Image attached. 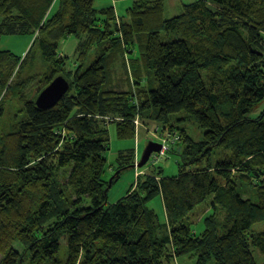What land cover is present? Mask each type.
I'll list each match as a JSON object with an SVG mask.
<instances>
[{"label": "trees", "instance_id": "1", "mask_svg": "<svg viewBox=\"0 0 264 264\" xmlns=\"http://www.w3.org/2000/svg\"><path fill=\"white\" fill-rule=\"evenodd\" d=\"M94 3L0 0V45L29 36L25 58L37 47L51 63L62 41H80L73 72L61 61L44 76L48 86L62 74L68 92L45 109L23 97L0 138V264H172L188 256L195 264H257L253 249L264 258V227L253 229L264 224V110L249 114L264 102V0H199L169 19L164 0H138L120 24L113 7ZM117 50L133 83L126 91L110 88ZM132 53L142 64L131 69ZM19 61L0 49L2 103V94L20 88L6 89ZM181 112L202 131L198 141L172 124ZM146 120L171 137L156 163L177 157V174L164 177L158 167L160 180L137 176L125 197L108 204L110 187L138 160L134 146L119 151L110 165L116 173L103 178L108 125L118 140L134 142ZM248 188L254 195L244 197ZM157 196L165 222L149 208ZM208 200L213 214L195 234L190 214Z\"/></svg>", "mask_w": 264, "mask_h": 264}, {"label": "rangeland", "instance_id": "2", "mask_svg": "<svg viewBox=\"0 0 264 264\" xmlns=\"http://www.w3.org/2000/svg\"><path fill=\"white\" fill-rule=\"evenodd\" d=\"M199 0H164V18L169 19L171 17L177 16L181 13L182 7L187 4L194 3ZM138 0H95L94 6L97 10L113 7L115 15L119 16V24L122 20V17H125L126 15V9L132 7L135 3H137ZM32 40L29 36L26 35H17V36H8L1 40L0 49L1 50H7L11 51L14 55L18 56L20 58L19 64L17 65L15 70V73L12 75L11 79L9 80L7 84V88L10 86L19 84L20 88L18 91L10 93L7 92L5 94H2V99L6 102L2 103L0 101V108L3 111V117L0 119V138L3 135L9 134L12 130V125L17 119V116L19 115V112L23 110L22 106V98L23 100H32L35 101L38 95L42 92L44 88H46L47 81L44 79V76L48 77V73L50 70L53 69L55 66H62L61 61H65L66 67L70 72H73L77 65L79 64L78 59V52L77 47L80 41H77V39L73 38L72 36L68 37L66 40L62 41L57 50V59L51 63H45L42 61L40 55L39 49L36 47L34 48L33 52L31 53L29 57L25 58L26 53L29 50V46L31 44ZM91 57L89 58V60ZM128 65V68L132 69V64H142V60H140V56H134L132 54H128L126 56ZM130 59H135L134 61H129ZM88 61V60H87ZM114 67H113V75H111V79L113 78V83H110V88H115L119 91H126L129 90V88H132L133 83L129 82L128 79H126L128 75L124 74V71L122 69V53H119V50L115 52L114 57ZM23 63V66L20 67V64ZM64 66V64H63ZM20 67V68H19ZM142 67V66H141ZM129 71V69H128ZM17 72V73H16ZM57 74L60 73H54L53 77H55ZM129 74V73H128ZM60 77H63L62 74L58 75ZM65 80L66 78L63 77ZM128 80V81H127ZM68 85L69 82L66 80ZM68 92V91H67ZM8 94L4 97V95ZM264 110V102L257 106L255 109L252 110V112L249 114V117L254 118L257 117L262 111ZM186 115L184 112L177 113L172 115L171 121L172 124L176 126V129L180 130H186L187 133L191 138H193L195 141H198L202 136V131L198 128L196 123L192 119L185 118ZM179 120V122H177ZM157 126V127H156ZM137 137L135 138L134 142L131 141H120L116 138L115 133V127L111 124L108 125V132L110 136V143L108 146V150L105 154V157L107 159V169L105 170L103 178L109 182L110 179L113 177L114 168L110 165L114 164V160L116 158V155L119 151L128 149L132 146L137 147V150H135L138 160H135L134 167L129 168L127 170H124L120 178L110 187L108 193H107V203L108 204H114L117 201H119L121 198L125 197L129 189L135 185V182L137 180V176L140 177H150L154 176L156 179L160 180V175H157V168H161L163 170L162 175L164 177L166 176H174L177 174V166H176V160L177 157L171 155L168 156V158L160 163H156L155 157H153L152 161H150L145 166L139 168L137 165L140 162V158L142 156L143 151L145 150L146 146L150 143H156L158 145H164V142H167V140L171 137L169 134L160 136L161 132L159 133V127L157 123L151 120H146L145 123L139 122L137 124ZM175 129V130H176ZM177 131V130H176ZM167 137V138H166ZM162 139V140H161ZM167 139V140H166ZM169 139V140H170ZM2 142V141H1ZM0 142V143H1ZM135 143V144H134ZM179 151V150H177ZM251 189V190H250ZM248 188L247 194L244 195V197H248V194L254 195V188ZM250 195V197H251ZM253 201H255V198H252ZM210 204V200H208L204 205L201 207L196 208L191 214H190V220H192L194 225L192 224V231L195 234H200L202 228H203V220L212 215L213 212L207 207ZM205 206L204 210H201ZM149 208L153 209L159 219L163 222H165L164 218V210L162 206V201L159 196L155 197L153 201L149 204ZM201 210V211H200ZM223 213H218L217 216L219 218L220 222L224 221ZM264 227V224H257L253 227L255 230H262ZM253 256L257 262V264H264V258L257 252V250L253 249ZM1 259V257H0ZM195 258L190 259V257H182L177 259L174 257V260L172 264H195ZM208 264H214L213 261H210Z\"/></svg>", "mask_w": 264, "mask_h": 264}, {"label": "water", "instance_id": "3", "mask_svg": "<svg viewBox=\"0 0 264 264\" xmlns=\"http://www.w3.org/2000/svg\"><path fill=\"white\" fill-rule=\"evenodd\" d=\"M69 85L63 77L54 78L50 84L42 90L35 100V105L38 109H45L53 106L64 94L67 93ZM161 150V145L150 142L142 153L140 162L137 165L139 168L143 167L151 154Z\"/></svg>", "mask_w": 264, "mask_h": 264}, {"label": "built area", "instance_id": "4", "mask_svg": "<svg viewBox=\"0 0 264 264\" xmlns=\"http://www.w3.org/2000/svg\"><path fill=\"white\" fill-rule=\"evenodd\" d=\"M167 150V146L164 144V145H161V150L158 151V155H154L155 159L158 160L159 159V156H164L165 155V151Z\"/></svg>", "mask_w": 264, "mask_h": 264}, {"label": "crops", "instance_id": "5", "mask_svg": "<svg viewBox=\"0 0 264 264\" xmlns=\"http://www.w3.org/2000/svg\"><path fill=\"white\" fill-rule=\"evenodd\" d=\"M135 149L137 150V147L135 146Z\"/></svg>", "mask_w": 264, "mask_h": 264}]
</instances>
